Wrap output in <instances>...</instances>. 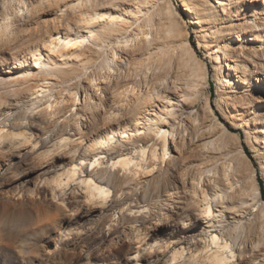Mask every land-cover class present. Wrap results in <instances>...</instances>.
<instances>
[{
    "label": "rangeland",
    "instance_id": "1",
    "mask_svg": "<svg viewBox=\"0 0 264 264\" xmlns=\"http://www.w3.org/2000/svg\"><path fill=\"white\" fill-rule=\"evenodd\" d=\"M100 1L106 0L98 3ZM250 4L252 1L247 0L227 15L228 20L234 22L258 16L263 25L256 32L260 35L258 40L244 35L239 38L246 49V54H242L244 58L239 56L240 63L248 71V86L235 89L239 99L228 111L224 107L221 111L224 118L217 109L221 92L213 77L214 62L206 52L211 45L204 42L205 31L221 28L219 20L205 19L198 26L203 37L194 33V26L183 25L189 32L185 41L178 30L172 29L170 33L172 23L168 19L162 16L147 19L152 21L151 26L165 29L166 42L171 47L159 59L154 54L145 68L147 80H153L158 86L157 92L163 94L167 91L163 87L164 80L176 79L185 92L198 95L200 103L193 105L195 100L191 99L190 107L193 105L201 111L209 102L211 112L203 111L200 118L208 122L216 117L223 129L216 132L220 149L212 145L197 148L202 142L195 138L197 131L191 130V137L186 135L181 140L182 135L177 138V147H171V164L168 162L166 167L156 169L151 175L141 172L139 177L126 175L121 168L114 169L110 165L129 154L135 162L143 164L144 170L150 167L151 158L142 160L141 150L151 149L154 144V140L145 138L147 135L154 137L155 124L146 134L130 132L122 136L127 127L134 124L135 115L147 105L146 101L131 102V111L120 112L114 108V91L108 84H100L98 91L87 80L74 79L77 83L70 90L80 91L82 98L90 90L94 97L92 105H79L75 115L67 91L61 85L64 75L56 69H38L33 58L37 54L51 63L48 61L50 53L43 47L42 40L58 26V20L68 18L71 12H57L56 8L41 4L38 6L40 12L33 17L28 8L15 16L0 35V100L9 103L24 100L39 84L46 81L48 85L47 92L34 106L29 104L13 110L6 123L0 124V128L24 135L0 144V264H172L183 249L185 254L176 257V264H207L196 254L208 246L213 233L234 247L237 257L232 264H264L263 127L259 125L253 130L256 126L251 125L252 112L240 105L244 90L251 91L264 102V82L256 81L257 77L264 78V54L253 58L250 51L263 45L261 51L264 53V0H256V7ZM234 35L227 40L223 37L224 42L230 44L231 41L232 47L238 46ZM111 48L108 53L113 51ZM18 60L31 66H18ZM57 60L53 57L52 63L56 64ZM56 65L50 66L56 68ZM68 66L73 69L72 73H66L68 78H76L81 73L74 62ZM121 66L128 68L127 61L123 60ZM113 67L117 69L118 65ZM93 71L94 75H102L110 68L103 66ZM122 79L119 77L117 81L121 83ZM238 87H242L240 83ZM172 93L175 92L168 90L167 94L172 96ZM173 99L178 110L187 107L182 99ZM61 100L65 102L59 107L57 102ZM114 111L120 113L115 120L111 118ZM254 112L256 117L260 115L264 125V103H258ZM230 113L233 114L230 116ZM231 125L241 128L234 129ZM114 136L113 143L102 146ZM63 138L71 139V149L58 147ZM28 142L30 145L26 144ZM78 146L82 148L73 160L72 152ZM98 155L104 156L103 166L98 169L99 174H92L91 167L82 163L94 161ZM226 162L235 168L231 176L235 185L230 188L222 180L219 189L208 188L214 210L224 216L213 229L186 230L187 224L198 221L197 204L193 196L187 194V189L194 190V179L211 169H219L222 174V165ZM74 165L84 171V175L92 174L99 184L111 191L104 208L100 200L90 202L85 188L80 185L72 183L57 188L62 178L64 183L68 181L66 176L59 175H64Z\"/></svg>",
    "mask_w": 264,
    "mask_h": 264
},
{
    "label": "bare ground",
    "instance_id": "2",
    "mask_svg": "<svg viewBox=\"0 0 264 264\" xmlns=\"http://www.w3.org/2000/svg\"><path fill=\"white\" fill-rule=\"evenodd\" d=\"M29 1L30 0H0V35L6 31L8 24L16 18L15 16L18 13L25 12L27 8L29 9V15H31V17L35 16L38 11L40 12L38 6L41 4L50 8H56L57 12L63 10L71 12V14H69L71 16L68 15V18L58 20V26L49 32L42 40L43 47L50 53L48 61L51 63L45 62L43 60L44 58L40 57V55L39 58L37 54H35L33 58L38 69L43 67H46L49 71L51 69H56L60 75H64L62 76L63 81L61 85H64V91H67L66 95L68 101L72 103L71 107L75 115L78 114L76 111L79 105H92L94 97L93 94L90 93V90L84 93L83 98L80 91L70 90L69 88L75 86L77 83V81L73 82L74 79H78L80 82H82L81 78L84 81L87 80L89 85L98 91L100 90V84H108V88H112L114 91V108L116 107L120 112L123 111L127 113L131 111V102L140 100L146 101L145 104L147 105L135 115L134 124L128 126L122 136H126L130 132L146 134L151 129V125L155 124L156 130L154 131V137L147 135L145 138H151L154 140V144L151 149L141 150L142 160H145L147 157L151 158L152 162L150 167L144 170L141 162H135L133 157L126 154L119 157L118 161L113 162L110 165L112 168H121L122 171L129 176L133 175L139 177L141 172L151 175L156 169L164 166L166 167L168 162L171 164V160L173 159L171 147H177L178 137L184 135L181 137V140H183L186 135L191 137L193 134L191 130L197 131L195 138L202 142L197 148L202 146L208 148L212 145L214 148L220 149V145L216 143V132L223 129L222 124L216 117V119L213 117L208 122L200 118L203 111L205 112V110H208L211 112L209 102L204 104V107H202L203 109L200 111L193 106L200 103L198 95L187 91L185 92L183 87L180 86V82L176 79L166 78L164 80L163 87L167 88V91L163 92V94L157 92L158 86L153 80H147L145 68L152 60L154 54H157L156 57L159 56V59L162 54L168 52L171 48L170 44L166 42V37L168 36L165 29L161 26L158 28L151 26L152 21L150 20H153L155 16H162L168 19L172 23L170 33H172V29H175V32L178 30L181 38L185 41L188 40L189 32L188 29L182 27L183 25L187 26V24H189L190 26H194V33L203 37V32L198 26L200 27L201 24L205 22V19L209 20L215 18L219 20L220 23L218 24L221 25V28H210L205 31L206 35H204V42L206 41L208 45H211V48L207 49L206 52L214 62V81L220 86L219 91L221 93L219 95L217 109L221 113V111H224V107H226L228 111L229 106L233 107L237 103L239 97L235 89H243V86H248V71H246L244 64L240 63L239 54H241L242 57V54H246V49L243 47L241 39H239L240 36H252L254 39L251 40H258L260 37L256 32L260 31L263 22L261 23V18H258V16L255 19H237L240 20L238 22L228 20L227 18L232 8H238L240 4L247 0H106L104 3H101V1L98 3L99 0ZM250 1L253 3L250 4L251 6H257L255 4L256 0ZM28 2L29 7L27 5ZM16 10H18V12L15 14L14 11ZM70 17H72V19L69 22ZM149 17L151 18L147 21ZM35 28H38V26ZM29 31L31 32V30ZM233 33H235L236 42H239V45L234 47H232L231 41L230 44H228L225 43L223 39V37H226V40L232 38ZM110 47H112L111 50L113 51L108 53ZM262 49L263 45L260 47H253L249 50L253 53V58H257L264 54L261 51ZM129 50L130 52L126 53V51ZM53 57H57V65L52 63L54 62ZM123 60L127 61L128 68L121 66ZM180 60H182V58ZM72 62H74V66L81 68V73L77 74L76 78L70 79L66 73L68 71L72 73L73 69H68L71 65L67 67V65ZM17 64L18 66H25L28 68L31 66L30 64L25 65L26 63L21 60H18ZM59 64L64 65L59 66ZM114 64L118 65L117 69L113 67ZM50 65H56V68H52L53 66ZM103 66H108L110 71L102 75L92 74L95 72L93 70ZM91 69L93 70L88 72ZM119 77L123 78L121 83L117 81ZM256 81L260 83L262 81L264 82V78L263 80L262 78L259 80V77H257ZM239 83L242 87H238ZM47 85L48 83L46 81L39 84L35 87L31 95L24 100L17 99L12 103L0 100L3 102L0 103V124L6 123V118L13 114V110L29 104L34 106L37 99L47 92ZM168 90H172L175 93H172V96L170 94L168 95ZM242 92L240 105L245 110H250L252 112L253 117H251V125L254 127L256 126L253 130L257 129L259 125H262V135H264V125L261 123L260 115L258 117L254 115V107L258 105V103L262 104L264 102L260 97L256 98L255 94L251 93V91L244 90ZM173 98L177 100L182 99V102H184L187 107L178 110ZM191 99L195 101L190 107L188 102ZM64 102L63 100L58 101L57 106L62 107ZM232 114L233 113H230V116ZM118 116H120V113L118 115V113L114 111L111 118L113 117L115 120ZM221 116L224 118L223 113H221ZM231 126L234 129L241 128L237 125ZM15 136L18 135L12 133L10 129L6 127L0 128V144L4 143L3 141L13 140ZM18 137H24V135H19ZM115 140L116 136L104 142L102 146L106 147ZM70 143V138H63L58 147L60 149L69 150L71 149ZM82 146H78L73 150V160L79 155ZM202 149L205 150L204 148ZM18 151H20V149ZM103 159V155H98L95 157L94 161L89 163L84 162L82 164L87 165V168L91 167L90 172L92 174H99L98 169L102 168ZM222 171L223 173L221 174L219 169H211L206 173L200 174V178L194 179L192 182L194 190L189 191L187 189V194L192 195L197 204L198 221H196L197 223L187 224L186 230L194 227L213 229L219 224L221 216H224L221 215L219 210L218 214L214 210V206L212 205L213 199L210 197L208 191L209 187L219 189L222 180L226 182L229 187L235 185H233L231 179L235 171L232 163H223ZM63 174L64 175L59 176H66L68 181L64 183L62 180L63 178L58 176L62 179L59 183L57 182V188L70 186L72 183H75L85 188L90 202L100 200L101 206L103 208L105 207L107 200L111 196V191L107 187L99 184L92 177V174L84 175V171H81L79 167L75 165L73 169ZM183 176L187 179V173H184ZM56 180L59 179H55V181ZM219 194L220 193L217 192V195ZM233 248L234 247H232L227 240L221 238L219 234L213 233L209 238L208 246L200 251L198 255L196 254V257H201L207 264H232L236 261L235 258L237 257ZM177 254H185L184 249L181 253L178 252ZM178 255L176 257H178ZM176 257L173 259L172 264L177 263V261H175L177 260Z\"/></svg>",
    "mask_w": 264,
    "mask_h": 264
}]
</instances>
